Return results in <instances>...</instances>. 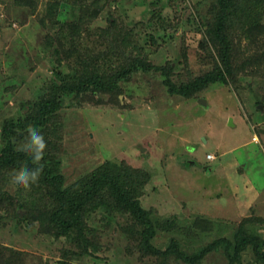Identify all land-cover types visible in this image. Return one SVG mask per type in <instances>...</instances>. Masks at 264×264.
Listing matches in <instances>:
<instances>
[{
  "label": "rangeland",
  "instance_id": "rangeland-1",
  "mask_svg": "<svg viewBox=\"0 0 264 264\" xmlns=\"http://www.w3.org/2000/svg\"><path fill=\"white\" fill-rule=\"evenodd\" d=\"M55 1L59 6L75 2L100 7L98 25L111 28L109 21L113 22L119 36L128 38L127 52L146 56L155 64L185 62L192 76L208 69L217 56L209 34L219 13L216 0ZM24 2L0 0V130L4 119L24 112L22 104L54 76L53 68H67L63 50L59 64L46 56L53 40L45 12L55 7L53 0ZM244 4L247 17L264 25V0ZM233 9L227 31L230 45L239 52L236 61L241 62L264 42V33L237 30L242 11ZM67 10L68 17H76L72 7ZM243 69L235 79L214 82L189 98L167 94L153 70L133 72L118 100L112 93L98 94L101 100L64 93L58 160L65 184L105 160L124 162L148 172L141 204L153 219L170 223L153 237L157 247L165 249L175 237L192 252L216 237L230 238L241 222L258 234V241H264V66L250 64ZM207 153L213 158L207 159ZM9 187L21 192L28 205L37 201L30 191L11 183ZM23 211L22 207L13 217L3 213L0 217V245L24 251L23 262L10 264H262L254 262L252 243L240 250L233 263L221 243L199 263L141 253L125 230L130 218L105 206L86 213L95 232L90 235L95 249L88 245L89 251H84L65 236L41 232L38 222L23 219ZM197 218L209 228L202 229L200 241L193 233ZM4 257L0 256V264L5 263Z\"/></svg>",
  "mask_w": 264,
  "mask_h": 264
},
{
  "label": "trees",
  "instance_id": "trees-1",
  "mask_svg": "<svg viewBox=\"0 0 264 264\" xmlns=\"http://www.w3.org/2000/svg\"><path fill=\"white\" fill-rule=\"evenodd\" d=\"M12 1L17 5L26 4L24 0ZM216 1L219 13L209 34L216 47L217 58L212 55V65L191 76V70L185 62L177 65L167 60L165 63L155 64L146 56L128 53L124 43L128 38L119 36L113 22L109 21L111 28L98 25L96 18L100 7L75 2L70 5L63 2L64 6L61 7L59 1L53 0L52 5L55 7L45 12L53 40L46 56L59 64V57L62 56L60 50H63L67 68H53L54 76L45 81L25 105L22 104L24 112L17 117L4 119L1 124L2 143L6 146L0 147V217H3L2 213L6 217H13L23 207L24 211L20 215L24 220L38 222L41 232H49L56 237L65 236L74 247L82 246L84 251H89L88 245L95 249V241L90 237L95 232L86 221V213L105 206L130 218L131 223L125 230L136 240L137 250L141 253L150 252L155 258L166 259L171 256L175 260L199 263L209 250L221 243L225 256L233 263L239 259L240 250L252 243L254 262L264 264V241H258V234L250 232L244 222L239 224L230 238L228 235L216 237L199 245L192 252L182 248L179 239L175 237L169 240L165 249L153 244L152 239L156 233L171 226L161 218L153 219L150 210L141 204L139 196L142 184L149 178L148 172L142 168L105 160L69 184H65L64 174L59 168L58 146L62 139L59 110L64 93L89 94L96 96L97 100H101L98 97L100 93H112L118 100V94L125 91L123 84L133 72L153 70L159 73L167 94L189 98L196 97L214 82L225 83L228 77L235 79L236 74L244 70V66H264V42L257 44V49L241 62L236 61L239 58L238 50L235 51L234 46L230 45L227 30L233 18L230 10L232 7L233 10L242 11L236 23L237 30L249 35L264 33V25L254 22L253 16L247 17L244 11L248 10L244 3H249V0ZM68 7L73 8L74 14L77 13L75 18L68 17ZM258 12L261 13V10ZM150 38L155 39L154 35ZM186 74L190 77H184ZM27 125L36 126L47 142L43 160L45 167L38 184L30 190L37 201L30 205L21 197V192L12 191L9 187L10 170L19 167L20 162L26 160L29 167L32 166L29 157L14 150V144L26 137ZM201 219L197 218L192 223L196 229L193 231L196 241L201 240L202 229L209 231ZM69 249L73 251L72 248ZM22 253L24 251L0 245V256L5 255L6 259L4 264L23 262ZM75 253H78L76 249Z\"/></svg>",
  "mask_w": 264,
  "mask_h": 264
},
{
  "label": "clouds",
  "instance_id": "clouds-1",
  "mask_svg": "<svg viewBox=\"0 0 264 264\" xmlns=\"http://www.w3.org/2000/svg\"><path fill=\"white\" fill-rule=\"evenodd\" d=\"M25 131L26 137L14 144V150L29 157L32 166L29 167L27 160L20 162L19 167L10 170L9 179L16 188L30 191L32 186L38 184L45 167L43 160L47 142L36 126L27 125ZM5 146V144L0 143V147Z\"/></svg>",
  "mask_w": 264,
  "mask_h": 264
},
{
  "label": "built area",
  "instance_id": "built-area-1",
  "mask_svg": "<svg viewBox=\"0 0 264 264\" xmlns=\"http://www.w3.org/2000/svg\"><path fill=\"white\" fill-rule=\"evenodd\" d=\"M253 139H257V138L254 136ZM206 157H208V158H213V154H211V153H207V154H206Z\"/></svg>",
  "mask_w": 264,
  "mask_h": 264
},
{
  "label": "crops",
  "instance_id": "crops-1",
  "mask_svg": "<svg viewBox=\"0 0 264 264\" xmlns=\"http://www.w3.org/2000/svg\"><path fill=\"white\" fill-rule=\"evenodd\" d=\"M229 119H230V121H231V120H232V117H230ZM253 136L257 137L256 135H253ZM206 158H207V157H206ZM207 159H208V158H207Z\"/></svg>",
  "mask_w": 264,
  "mask_h": 264
},
{
  "label": "water",
  "instance_id": "water-1",
  "mask_svg": "<svg viewBox=\"0 0 264 264\" xmlns=\"http://www.w3.org/2000/svg\"><path fill=\"white\" fill-rule=\"evenodd\" d=\"M199 100H200V102H203V101L201 100V98H200ZM259 107L262 108V105H260Z\"/></svg>",
  "mask_w": 264,
  "mask_h": 264
}]
</instances>
